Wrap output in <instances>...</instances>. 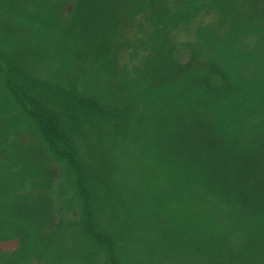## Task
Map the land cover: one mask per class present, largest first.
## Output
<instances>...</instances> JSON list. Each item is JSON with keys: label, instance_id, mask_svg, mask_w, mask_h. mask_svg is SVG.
I'll return each mask as SVG.
<instances>
[{"label": "rangeland", "instance_id": "rangeland-1", "mask_svg": "<svg viewBox=\"0 0 264 264\" xmlns=\"http://www.w3.org/2000/svg\"><path fill=\"white\" fill-rule=\"evenodd\" d=\"M96 2L93 16L80 0H0L3 54L29 78L98 98L118 114L74 125L65 118L76 128L85 180L98 201L102 234L95 226L91 234L79 175L11 109L0 67V242L19 240L17 251L0 252V264H106L97 237L105 241L121 225L115 203L128 206L134 224L153 212L158 248L162 234L170 241L156 264H210L197 243L212 250L216 264H264V0ZM84 27L93 32L89 41ZM226 80L244 85L242 93L223 105L231 116L210 121H225L232 139L253 147L252 181L242 185L219 170L206 185H191L178 169L199 149L180 146L189 120L185 130L180 121L199 95L183 96L195 84ZM156 144L166 159L150 157ZM18 220L32 223L31 231Z\"/></svg>", "mask_w": 264, "mask_h": 264}, {"label": "trees", "instance_id": "trees-1", "mask_svg": "<svg viewBox=\"0 0 264 264\" xmlns=\"http://www.w3.org/2000/svg\"><path fill=\"white\" fill-rule=\"evenodd\" d=\"M96 1L80 0L79 6L90 4L91 11H86V14L90 13L95 16V11L97 10ZM79 9L82 8L79 7ZM83 31L85 34L83 37L85 38L89 34H93V32L88 30V27H84ZM92 34L86 40L90 39ZM115 36L117 35L115 34ZM115 36L112 37L113 41L109 42L111 46L114 44ZM105 48L106 46H103L96 50L101 51L100 55H102ZM0 64L2 68L1 73L4 72L2 96L13 104L11 109L21 112V114L33 122L39 137L47 149L51 153H54L53 156L58 155L64 158L72 166L75 173L79 175V185L82 190H85L82 193V197L85 199L84 212L87 218L85 226L91 234H94L93 226H95L98 234H102L100 233L101 226L100 224L97 226L96 222L98 217L95 216L97 212L96 202L98 201L94 197L95 193L85 180L87 177L84 174L82 161L73 139V135L75 136L76 133L74 129L76 130V128L70 127L68 124L66 125L65 118L68 117L74 125L77 122L81 123L84 118L90 121L95 118L113 120L118 114L115 113V110L108 109L106 107L107 104H101L98 98L88 96L85 93L78 94L76 91L63 92V90H60V87L29 78L23 67L3 54L2 51H0ZM185 70L187 71V69ZM217 77L223 78L224 75ZM225 78L227 77L225 76ZM195 85L193 89L187 90V94L183 96V98L189 97L190 100L191 94L198 93L199 95L198 99L196 97H194V100L191 99L194 104H190L189 109L182 111L184 114H181L183 116L181 117L182 121H180L181 126L185 130L184 119L188 118L187 130H189L187 131V135L182 138L183 142L180 146L184 148L198 146L199 150L197 149L198 153L193 155V160L188 162L187 168L184 163H180L183 169H178V171L180 173L186 172L185 175L186 177L188 175L191 185H196V183L206 185V178H216L219 170H223L224 179L226 176H229L231 180H235L239 184L250 183L252 181V168L254 164L252 159L249 158L252 157L250 155L253 153L251 152V148L254 150L253 147L247 145L249 143H245L240 138L235 137L232 139L233 135L229 133L227 128H224L225 121L220 123L219 120V122H215L216 124L210 121V117L215 120L220 115L227 113L223 105L235 100L242 93L241 86L244 85L234 84L227 80L224 85L221 86L219 84L216 87L207 86L205 83ZM201 86L203 92H194L195 90H200ZM50 100H56L58 103H62V106L66 103L67 108L65 110H57L52 107ZM159 105H162V102ZM2 112H5V110H2ZM89 114L94 118L89 117ZM227 114L231 116L229 113ZM90 121L86 120V122ZM156 145L152 148L150 147L152 151L150 157L156 155L157 157L166 159L161 153L160 145ZM162 197L163 200L168 201L167 196L162 195ZM91 200H93V203ZM111 208L113 212L120 211L122 222L110 234H105V241L96 236L101 243L106 245V248L104 247L106 251L105 263L156 264L159 248L162 249L161 246L168 245L170 241L167 240L165 234L164 236L162 234L161 240L163 243L158 248L157 225L153 223L155 220L153 212L147 213L145 218H139L141 219L139 223L134 224L130 219L128 206L115 203L111 205ZM18 221L21 227L31 231L32 223L27 224L23 220ZM23 232L20 236L23 238V241H27V233L24 230ZM197 248L201 249L202 254L209 257L207 261L210 264H216L215 254H213L211 249H208L206 245L201 243H197Z\"/></svg>", "mask_w": 264, "mask_h": 264}, {"label": "water", "instance_id": "water-1", "mask_svg": "<svg viewBox=\"0 0 264 264\" xmlns=\"http://www.w3.org/2000/svg\"><path fill=\"white\" fill-rule=\"evenodd\" d=\"M19 249V240H10L5 242H0V252L2 254L13 253Z\"/></svg>", "mask_w": 264, "mask_h": 264}]
</instances>
